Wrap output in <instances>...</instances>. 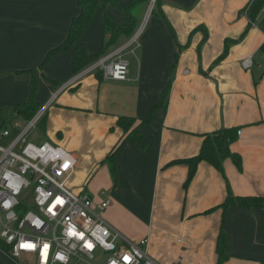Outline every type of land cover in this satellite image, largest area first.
Masks as SVG:
<instances>
[{
  "label": "crops",
  "instance_id": "obj_1",
  "mask_svg": "<svg viewBox=\"0 0 264 264\" xmlns=\"http://www.w3.org/2000/svg\"><path fill=\"white\" fill-rule=\"evenodd\" d=\"M158 1L155 11V0L135 9L136 29L148 23L137 56L126 55L125 81L90 73L70 85L73 48L45 60L66 40L78 0H0V107L45 105L55 95L38 128L45 142L77 157L68 186L79 192L102 172L110 200L104 219L133 242L147 238L156 264H216L221 225L224 264H264V206L208 212L224 202L227 185L234 196L264 197V16L250 25L254 0ZM103 14L125 23L111 4L98 8L80 38L89 54H100L106 40ZM248 57L252 67L244 69ZM169 81L166 111L151 117ZM119 117L136 120L145 145L134 137L118 148L113 175L103 161L123 137ZM224 127L240 132L230 149L241 169L226 159L223 176L202 161L185 189L187 166L167 164L197 155L201 136ZM0 264L17 262L0 253Z\"/></svg>",
  "mask_w": 264,
  "mask_h": 264
},
{
  "label": "built area",
  "instance_id": "obj_2",
  "mask_svg": "<svg viewBox=\"0 0 264 264\" xmlns=\"http://www.w3.org/2000/svg\"><path fill=\"white\" fill-rule=\"evenodd\" d=\"M145 24L146 19L125 42L75 74L70 85L90 73L125 81L126 55L135 56ZM241 65L250 69L251 57ZM51 100L22 125L8 128L0 123V142L7 140L0 144V242L6 246L0 253L13 259L26 255L34 264H156L147 253V238L133 242L104 219L108 198L95 204L86 191L68 186L78 164L72 152L28 142Z\"/></svg>",
  "mask_w": 264,
  "mask_h": 264
},
{
  "label": "trees",
  "instance_id": "obj_3",
  "mask_svg": "<svg viewBox=\"0 0 264 264\" xmlns=\"http://www.w3.org/2000/svg\"><path fill=\"white\" fill-rule=\"evenodd\" d=\"M146 0H133L126 6H121L118 4V0H78V4L80 6V14L77 17L72 19L70 29L67 35L66 40L56 49L52 50L47 56V61L50 56L66 51L70 48H73V58H72V72L73 74H77L87 65L91 64L95 60H97L100 56L105 54L111 46L119 43L120 40L128 39L136 30L137 25V17L135 14V9L139 7V5ZM106 4H111L116 7L125 17V23L122 25L116 24L109 19L106 14H103V29L104 35L109 36L108 41L105 40L102 45V51L100 54H89L83 43L80 42V38L83 33L90 26L94 13L98 8H103ZM159 1L155 0L153 11L156 8H159ZM264 8V0H254L252 7L250 9V25H252L253 21L258 17L261 10ZM197 30V29H196ZM206 40V35L204 40ZM229 44V43H228ZM224 53L220 56L222 59L227 53V46ZM99 77H102L100 73ZM170 83L162 90L159 102L153 107V112L157 109H162L163 112L166 111L169 101L170 94ZM44 104H38L34 100H29L26 103L13 105V110L17 115H19L24 121L30 120L37 111ZM46 120L45 116L40 120L38 126L43 127ZM136 120L132 117H119L117 120V126L122 130L123 137L118 141V143L114 146L111 152L106 156L103 163H107L110 167L111 173L115 175V160L114 156L118 148L129 141H133L134 137H137L143 145H145V140L138 132V125L136 124ZM202 143L200 150L197 155L184 159V160H174L167 165H177V164H185L188 168L187 177L184 182V188L186 189L189 183L194 178L196 173L198 164L202 161L210 164L214 169H216L219 173L224 176L223 172V163L226 159H230L234 166L240 170L241 169V157L238 153L233 152L230 149V145L236 140L237 137V129L236 128H220L210 133H205L202 136ZM231 205H238L246 208L253 207H263L264 206V197L260 196H234L230 191L227 185V194L224 202L217 206L216 208L210 209L208 212L214 209H221L224 213L226 209ZM6 250V246L0 242V251L4 252ZM216 255H217V263L216 264H224L228 255L225 251V234L222 225L220 226L217 241H216ZM16 261L15 259L11 258Z\"/></svg>",
  "mask_w": 264,
  "mask_h": 264
},
{
  "label": "rangeland",
  "instance_id": "obj_4",
  "mask_svg": "<svg viewBox=\"0 0 264 264\" xmlns=\"http://www.w3.org/2000/svg\"><path fill=\"white\" fill-rule=\"evenodd\" d=\"M144 9V8H143ZM142 9V10H143ZM147 11V10H146ZM143 18L146 16V12L141 13ZM264 16V8L261 10L259 17ZM141 17V16H140ZM146 18V17H145ZM145 19H143L142 23L140 24V26L143 24ZM149 20V19H148ZM148 21L146 22L144 29L147 25ZM143 29V30H144ZM109 39V36L107 37V41ZM125 40H120L119 43L115 44L114 46H111L112 48L119 46L121 43H123ZM137 56V50L135 52V56L130 55V57H136ZM127 58V57H126ZM0 122L3 124L4 127H12L14 126L15 123L18 124H23V119L21 117H19L12 109V107L10 105H2L0 107ZM46 139L43 138L42 135V131L37 127L36 129L32 130L31 133L28 135V142L39 145L43 142H45ZM51 144L55 145L54 142L49 141ZM0 144L2 145H6L7 144V140L0 142ZM97 178V179H96ZM106 186H107V181H106V177L105 175L101 172L98 173L97 176L95 177L93 183L88 184L87 187H85V189H83L82 191H86L89 194H93V190L92 187H96L97 188V196L99 197L100 201H103L106 199V194H107V190H106ZM101 193L105 194L101 195ZM120 234H122L124 237L128 238L127 236H125L120 230H118L117 228H115ZM129 239V238H128ZM131 240V239H130ZM17 262V264H34L33 263V258L26 256V255H22L19 258L15 259Z\"/></svg>",
  "mask_w": 264,
  "mask_h": 264
},
{
  "label": "snow or ice",
  "instance_id": "obj_5",
  "mask_svg": "<svg viewBox=\"0 0 264 264\" xmlns=\"http://www.w3.org/2000/svg\"><path fill=\"white\" fill-rule=\"evenodd\" d=\"M57 203H60L59 199H57ZM50 211H51V209H50ZM22 247H32V245H22ZM89 247H90V245H89ZM125 259L127 260L128 257H125Z\"/></svg>",
  "mask_w": 264,
  "mask_h": 264
}]
</instances>
